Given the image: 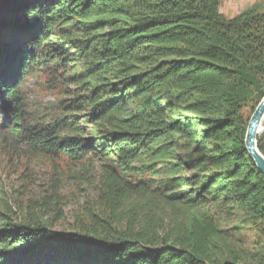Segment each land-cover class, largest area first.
Here are the masks:
<instances>
[{
	"label": "trees",
	"instance_id": "obj_1",
	"mask_svg": "<svg viewBox=\"0 0 264 264\" xmlns=\"http://www.w3.org/2000/svg\"><path fill=\"white\" fill-rule=\"evenodd\" d=\"M220 7L0 0V120L44 154L105 160L80 229L4 221L0 264H264V175L245 144L264 97V12ZM49 65L65 70V114L47 122L23 86ZM257 145L264 155V131ZM167 155L172 176L130 177Z\"/></svg>",
	"mask_w": 264,
	"mask_h": 264
},
{
	"label": "rangeland",
	"instance_id": "obj_2",
	"mask_svg": "<svg viewBox=\"0 0 264 264\" xmlns=\"http://www.w3.org/2000/svg\"><path fill=\"white\" fill-rule=\"evenodd\" d=\"M257 6L264 12V0H221L220 12L232 18L244 10ZM65 70L52 65L41 66L26 79L23 90L26 106L33 119L53 121L65 114L61 102L64 98ZM251 107H245L248 115ZM12 122L0 120V227L7 222L39 221L56 232H73L80 229L84 208L97 199V185L103 158L89 154L80 159L64 155H48L13 136ZM264 131V122L261 133ZM2 133H5L3 135ZM260 133V134H261ZM174 148L175 155H186L182 146ZM167 155L160 162L143 158L144 167L130 174L134 180L155 177L162 181L173 175L169 168L174 160ZM139 165V166H140ZM159 174L153 176L154 170ZM185 175V173H180ZM155 181V182H156Z\"/></svg>",
	"mask_w": 264,
	"mask_h": 264
},
{
	"label": "water",
	"instance_id": "obj_3",
	"mask_svg": "<svg viewBox=\"0 0 264 264\" xmlns=\"http://www.w3.org/2000/svg\"><path fill=\"white\" fill-rule=\"evenodd\" d=\"M264 122V97L257 105L252 114L245 137L246 148L254 160L259 171L264 175V155L260 152L257 145L258 135L261 133Z\"/></svg>",
	"mask_w": 264,
	"mask_h": 264
}]
</instances>
